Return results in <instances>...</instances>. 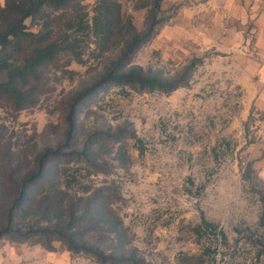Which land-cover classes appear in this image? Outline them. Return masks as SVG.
<instances>
[{"label": "rangeland", "instance_id": "obj_1", "mask_svg": "<svg viewBox=\"0 0 264 264\" xmlns=\"http://www.w3.org/2000/svg\"><path fill=\"white\" fill-rule=\"evenodd\" d=\"M226 4L75 0L62 11L45 10L60 27L72 19L73 28L61 29L58 39L73 35L84 54L78 61L61 53L36 71L23 89L34 105L17 111L0 99L3 198H14L21 178L44 156L48 169L63 175V207L77 203V217L92 195H109L101 205L107 224L97 225L96 217L88 225L81 217L76 228L79 243L103 257L119 245L121 264H264V115L239 117L236 47L223 39L230 31L209 21ZM106 7L116 32L103 50L87 48L80 28ZM41 23L24 24L36 34ZM132 70L177 88L140 89L110 79ZM69 120L75 131L67 144ZM49 227L61 230L54 221ZM0 248H16L18 264H102L40 236L19 241L8 234Z\"/></svg>", "mask_w": 264, "mask_h": 264}, {"label": "trees", "instance_id": "obj_2", "mask_svg": "<svg viewBox=\"0 0 264 264\" xmlns=\"http://www.w3.org/2000/svg\"><path fill=\"white\" fill-rule=\"evenodd\" d=\"M73 1L75 0H6L4 7H0V99L11 103L17 111L34 105V101H28L24 96L23 89L27 86L28 80L35 78V73L39 68L54 62L61 53H66L75 60H81L84 52L79 51L78 41L73 35H67L64 40L58 39L61 29L67 32L73 28L72 19L64 21L65 25L60 27L55 22L59 20L58 17L49 20L45 16V10L59 12L66 9V6ZM110 16V9L103 8L82 28L79 27L85 32V38L88 40L87 48L93 43L97 49L103 50L110 42L116 32ZM36 18H39L42 23L38 33L34 34L28 31L24 23L28 19L32 21ZM132 48L133 44L128 47V50L132 52ZM115 66L117 71L123 68L120 62ZM110 79L114 83H122L133 88L138 86L140 89L147 87L170 92L177 88L173 83L162 85L155 79H143L136 70ZM74 131L75 125L69 120L65 134L67 144L70 143ZM47 164L48 160L44 156L36 160L34 169L25 173L19 181L14 198L5 200L3 193L0 192V239L8 234L16 236L19 241L27 240L32 236H40L48 242H61L68 252L84 253L96 258L102 264H121L126 261L122 257L124 252L119 245H116L107 257H103L104 252L92 251L84 243H79L81 237L77 235L76 228L81 217L84 220L87 219L88 225L96 217L97 225L102 222L106 223L105 220L102 221L105 214L103 213L104 207L101 205L109 195L103 191L92 195L86 206V212L83 211L79 218L77 217V203L63 207L66 198V194L61 190L64 177L48 169ZM40 187L41 189H38ZM87 211L93 213L91 219ZM51 213L55 214L54 226L60 228V231H49V226L53 222L48 219ZM31 221L35 223L34 228L29 224ZM203 225L213 228L212 224L206 222ZM261 226L264 227V219L261 221ZM116 227L114 226L115 229ZM72 230L74 234L66 235ZM111 232H114V236L120 240V234L116 231ZM222 238L225 240L224 237Z\"/></svg>", "mask_w": 264, "mask_h": 264}, {"label": "crops", "instance_id": "obj_3", "mask_svg": "<svg viewBox=\"0 0 264 264\" xmlns=\"http://www.w3.org/2000/svg\"><path fill=\"white\" fill-rule=\"evenodd\" d=\"M216 10L217 18L209 21L230 31L223 39H231L236 47L232 66L234 85L240 93L239 117L264 115V0H227ZM17 252L16 248H0V264H18Z\"/></svg>", "mask_w": 264, "mask_h": 264}]
</instances>
